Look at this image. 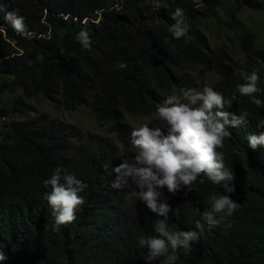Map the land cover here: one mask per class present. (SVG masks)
Wrapping results in <instances>:
<instances>
[{
  "label": "trees",
  "instance_id": "16d2710c",
  "mask_svg": "<svg viewBox=\"0 0 264 264\" xmlns=\"http://www.w3.org/2000/svg\"><path fill=\"white\" fill-rule=\"evenodd\" d=\"M0 6V94L13 95L0 115H24L4 123L0 139V250L7 257L0 264H148L138 238L156 235L153 222L163 217L147 208L130 180L111 186L114 169L136 151L135 127L125 115H156L157 126L166 127L156 105L181 88L202 91L209 75L216 80L207 86L232 101L225 110L248 114L217 149L234 177L228 183L238 207L216 214L209 227L202 213L213 193L226 194L223 187L203 173L190 192L173 195L165 187L159 202L171 208L169 230L202 224L199 241L190 252L177 250L175 264H264V146L253 149L246 139L264 132L257 127L264 106L238 89L241 73L256 71L254 95L264 101V44L240 17L244 8L263 10L264 0H0ZM177 7L191 25L187 42L168 31ZM8 11L25 17L30 37L4 19ZM82 30L90 36L87 49L76 39ZM39 97L68 111L88 106L116 140L44 111L28 114L27 100ZM56 167L87 184L77 219L58 231L45 199L51 187L43 183Z\"/></svg>",
  "mask_w": 264,
  "mask_h": 264
},
{
  "label": "clouds",
  "instance_id": "9594fccd",
  "mask_svg": "<svg viewBox=\"0 0 264 264\" xmlns=\"http://www.w3.org/2000/svg\"><path fill=\"white\" fill-rule=\"evenodd\" d=\"M156 8L161 7L159 3ZM0 11H3L0 6ZM4 19L21 35L31 36L27 31L25 17L16 11L6 12ZM174 21L168 31L175 39L192 38L188 36L191 25L187 22L184 10L175 8L171 14ZM76 39L82 47L87 49L91 45L89 33L81 31ZM245 83L238 85L242 96L251 97L252 102L260 108L264 101L254 94L258 92L259 75L256 71L251 74L241 73ZM234 99V97H233ZM231 100H226L223 93L215 91L213 87L205 85L202 91L195 88H181L180 95H169L156 105V112L166 127H153L144 124L133 128L131 144L136 149L135 156L125 158L114 171L117 179L112 183L114 189H120L130 180L139 189L138 197L142 199L147 208L157 214L153 222L156 235L138 238V246L147 249L145 260L148 264L160 260V264H175L179 259L177 250L191 251V242L199 241L201 229L200 220L196 221L195 229L189 231H171L168 228V213L171 211L167 202H159L162 190L166 187L168 192L175 195L183 188L192 191V184L201 173L205 174L214 184L223 187L224 195L219 197L213 193L209 200L211 207L202 213V220L213 226L214 216L218 213L232 215L238 204L231 198L235 188L228 181L234 179L224 165V154L217 149L223 147L225 137H231L229 128H239L247 124V112L236 115L226 111L230 108ZM264 128V120L257 124ZM251 148L264 146V132L249 133L246 136ZM107 170V166H106ZM223 182V183H222ZM51 191L46 193L45 199L52 207L55 219V230L62 225L74 222L79 206L85 204L80 195L87 188V184L77 179L75 175L67 173L62 167H56L49 179L43 181ZM199 211V209H197ZM171 246V254L169 253ZM161 257H164L162 260ZM7 257L0 250V261Z\"/></svg>",
  "mask_w": 264,
  "mask_h": 264
},
{
  "label": "rangeland",
  "instance_id": "374dc122",
  "mask_svg": "<svg viewBox=\"0 0 264 264\" xmlns=\"http://www.w3.org/2000/svg\"><path fill=\"white\" fill-rule=\"evenodd\" d=\"M241 19L251 26L256 32L257 37L259 38V44H264V9L263 10H254L250 8H244L240 14ZM216 80L214 75H209L206 79V84L211 85ZM201 87V84L198 83V88ZM12 94L3 93L0 94V107L8 108L7 101H10ZM33 111L28 114L33 115L36 112L44 111L48 113L51 117L63 120L64 122L74 124L78 126L83 131H90L92 133H98L104 136H108L113 140L115 136L113 133L107 132V125L98 126L96 124L95 118L90 111V108L86 105L79 106L76 110L68 111L63 108H56L53 104L42 97L38 99H29L27 100ZM24 115L20 112H9L6 115H0V139L2 136V131L5 128L4 123L9 122L11 119H22ZM125 120L133 127H140L144 124L149 126H157V116H140V115H129L126 113Z\"/></svg>",
  "mask_w": 264,
  "mask_h": 264
}]
</instances>
